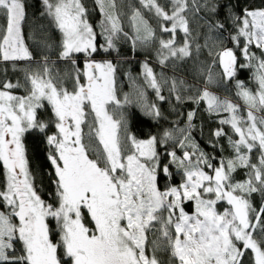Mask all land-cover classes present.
<instances>
[{
  "label": "snow or ice",
  "instance_id": "6c2138e0",
  "mask_svg": "<svg viewBox=\"0 0 264 264\" xmlns=\"http://www.w3.org/2000/svg\"><path fill=\"white\" fill-rule=\"evenodd\" d=\"M96 3L104 16L101 34L106 47H101L110 55L122 29L113 0ZM141 3L171 22V28L162 27L173 38L160 41V63L169 57H189L186 0H173L171 15L156 0ZM42 4L41 15L51 18L61 33L58 59L71 65L65 73L71 88L53 76L47 57L42 71H26V95L12 94L20 84H0V167L5 177L0 190V264H163L158 252L168 255V264H245L249 251L251 264H264V203L257 209L250 200L257 192L264 196V54L254 74L258 90L252 92L237 81L246 119L239 114V105L207 89L196 98L206 102L210 113L231 114L220 123L230 125L238 137H229L233 158L214 165L192 144L193 150H185L182 157L166 152L171 159L165 164L158 146L173 139L172 134L165 131L159 140L155 136L142 140L128 133L127 119L119 111L123 104L116 92V67L111 60L95 59L100 47L82 0H42ZM210 11L215 12L216 6ZM0 17L6 21L0 31V60L31 62L34 54L22 34L24 0H0ZM133 20L136 41L146 42L153 36L139 11ZM234 22L237 31L231 39L239 43L243 38V55L250 62L256 60L248 46L254 43L264 53V8H245ZM207 23L209 31L224 29L219 21ZM178 28L186 37L179 48L174 39ZM196 48L199 51L200 45ZM81 55L83 68L79 67ZM217 60L224 77L236 76L238 58L232 49L216 52L213 62ZM207 71L212 82V68ZM143 74L164 100L147 63ZM176 87L173 80L171 90L175 92ZM139 95L142 99L143 93ZM123 103H130L127 96ZM143 107L146 115L161 116L156 105ZM41 109H50L47 120L41 118ZM193 115L188 113L189 121ZM52 127L55 130L49 133ZM33 131L42 134L47 145L54 173L51 203L38 194L27 156L25 134ZM214 135L225 133L217 130ZM189 140L186 136L179 146L186 147ZM253 149L259 152L258 165L250 160ZM173 164L179 183H169L176 175L170 171ZM239 167L250 169L249 178L233 183L232 173ZM220 202L228 206L223 211L218 210ZM187 204H192L191 212L186 211Z\"/></svg>",
  "mask_w": 264,
  "mask_h": 264
},
{
  "label": "trees",
  "instance_id": "16d2710c",
  "mask_svg": "<svg viewBox=\"0 0 264 264\" xmlns=\"http://www.w3.org/2000/svg\"><path fill=\"white\" fill-rule=\"evenodd\" d=\"M26 10V20L22 26V34L25 44L34 54L30 63L4 62L0 60V84L11 82L12 84H20L21 87L11 90L14 95H26L25 73L26 71H42L45 66L44 58L47 57L50 63L47 65L53 76H58L64 81L66 87L71 88V82L65 73L71 70V65L65 61L58 59L61 41V33L56 29L51 18L46 15L42 16L44 6L41 0H24ZM83 5L87 9V19L97 34V45L100 47L98 54H95L96 60H111L116 67L115 86L118 99L122 102L123 108L119 111L124 113L128 122V133L134 135L137 139H148L155 136L161 139L165 131L172 134L173 139L168 140L165 144L158 146V151L162 157L163 163L167 164L170 157L166 152L175 151L178 157H182L185 150L191 152L192 144L212 158V163L218 165L221 161L226 162L234 156V150L229 145V137L237 139L235 133L228 124H221L220 121L230 118L228 112L207 111V104L204 101L197 102V97L202 94L208 77V67L212 68L214 62L213 57L216 52L222 48H230L234 51L238 58L236 76L225 80L222 78L224 85L233 90L237 81L243 83L244 87L254 92L253 76L254 70L262 57V51L254 45H250L249 52L257 57L254 61H249L243 57L241 49L244 44L243 39L240 42H234L231 37L236 34L237 27L234 18L242 14V10L248 8L259 9L264 8V0H186L188 7L184 12V16L188 21L191 35L187 38L190 43L191 55L183 59L169 57L164 64L161 60V40L173 38L171 32H165L162 27H170L169 22L158 17L152 9L145 7L140 0H113L115 4V12L118 16L120 27L122 29L118 39L114 41L115 47L110 50V55L103 51L106 47L105 36L102 35V21L104 16L101 13L96 0H82ZM156 3L163 8L169 15L173 10V0H156ZM212 5L216 6V11H210ZM198 9V10H197ZM139 11L141 17L147 21L148 26L152 30L153 36L146 42L136 41L138 35L135 28L133 15ZM215 24L217 21L224 24L223 30L209 31L208 23ZM6 21L0 17V31L3 30ZM126 34V35H125ZM141 37L145 35L143 31L139 33ZM195 40H192V37ZM175 46L177 48L183 46L185 42V33L177 29L174 35ZM135 41V43H134ZM200 45L197 51L196 45ZM103 46V47H101ZM211 53V55H210ZM167 55V52H164ZM79 67L83 68V56H80ZM152 68L153 73L160 86V95L164 100H160L156 90L151 88L145 80L143 74V65ZM240 64L250 65L240 68ZM176 81V91L173 92L172 83ZM143 93L141 99L140 93ZM181 99L177 100V96ZM214 95V94H213ZM127 96L130 103L124 104ZM216 96V95H215ZM218 97V96H217ZM237 97V96H236ZM220 98V97H218ZM223 100L222 98H220ZM239 105V114L246 119V108L242 107L243 101L236 98ZM156 105L160 111L159 118H153L146 115L144 105ZM246 107V106H245ZM119 111L117 118H119ZM41 118L47 120L50 115V109H41ZM193 112V118L188 120V113ZM191 125V127H189ZM185 130L183 133L181 130ZM54 127L49 129V133L54 131ZM217 130H222L225 135L215 136ZM122 137L124 133H121ZM186 136L190 137L186 141V147L179 146V141ZM24 143L27 149V156L30 161L31 171L35 177V183L38 194L46 202H53L54 173L50 163L47 160V145L44 143V137L35 131L25 134ZM252 163L259 164V152L253 149L249 154ZM195 159V157H193ZM170 171L177 173V168L173 164ZM206 171H210L207 170ZM250 169L239 167L232 173V182H243L247 180ZM180 176L169 183H179ZM5 177L3 169L0 167V190L3 189ZM164 181L161 180V187ZM254 208L259 209L264 203V196L257 192L250 197ZM186 211H192V204H187ZM0 210H3L0 208ZM152 236H149V240ZM17 244V248H19ZM152 245L149 244V255ZM163 264H168V255L164 252L157 253ZM251 253L246 258L245 264H251Z\"/></svg>",
  "mask_w": 264,
  "mask_h": 264
},
{
  "label": "rangeland",
  "instance_id": "374dc122",
  "mask_svg": "<svg viewBox=\"0 0 264 264\" xmlns=\"http://www.w3.org/2000/svg\"><path fill=\"white\" fill-rule=\"evenodd\" d=\"M42 1V0H41ZM141 1V0H140ZM153 11H155V9H152ZM169 22V28H171V22L170 21H167ZM179 29V28H178ZM180 30V29H179ZM183 32V31H182ZM184 33V32H183ZM243 39V38H242ZM243 44L245 43V41L243 40L242 42ZM251 45H254L255 44H251ZM250 46V45H249ZM261 50V49H260ZM262 51V50H261ZM243 55V53H242ZM243 57H245L243 55ZM246 58V57H245ZM104 60H107V59H104ZM97 61H100V60H97ZM11 62H17V61H11ZM22 62H27V63H30L29 61H22ZM258 65V63H257ZM256 70L257 68H255L254 70V74L256 73ZM212 72L214 74V80L212 82H209L208 79L206 81V85L205 87L203 88L204 90L207 89L210 93L222 98V99H227V100H230L232 101L233 103L237 104L238 103L236 102V98H239V95H238V92L240 91V89L237 87V84L235 85L234 89L233 90H230L228 89L224 83L222 82V78L224 77L223 76V70L222 68L219 66V62L218 60L213 64L212 66ZM225 80H229L230 78H226L224 77ZM253 86H254V92L258 90V82L257 80L255 79V75L253 76ZM249 90V89H248ZM21 96V95H19ZM237 96V97H236ZM242 100V99H241ZM243 101V100H242ZM244 104V102H243ZM242 107L246 108L245 105H242ZM247 111V109H245ZM225 207H228L227 204L225 202H220L218 204V210L219 211H223V209Z\"/></svg>",
  "mask_w": 264,
  "mask_h": 264
}]
</instances>
